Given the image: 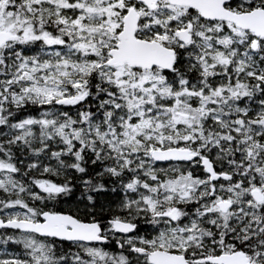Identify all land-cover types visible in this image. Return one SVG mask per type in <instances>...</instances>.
Here are the masks:
<instances>
[{
	"label": "snow or ice",
	"instance_id": "snow-or-ice-1",
	"mask_svg": "<svg viewBox=\"0 0 264 264\" xmlns=\"http://www.w3.org/2000/svg\"><path fill=\"white\" fill-rule=\"evenodd\" d=\"M0 264H264V0H0Z\"/></svg>",
	"mask_w": 264,
	"mask_h": 264
}]
</instances>
